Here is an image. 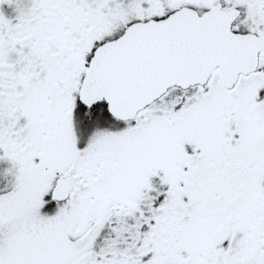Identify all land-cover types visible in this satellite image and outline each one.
I'll list each match as a JSON object with an SVG mask.
<instances>
[{"label": "rangeland", "instance_id": "obj_1", "mask_svg": "<svg viewBox=\"0 0 264 264\" xmlns=\"http://www.w3.org/2000/svg\"><path fill=\"white\" fill-rule=\"evenodd\" d=\"M42 1L28 12V0H17L20 12L2 22L7 31L0 43V264H264V98L254 99L256 87L264 85V52L257 71L241 76L230 92L212 77L206 86L168 89L127 126L97 117L101 124L86 127L84 139L86 148L98 150L76 156L69 139L55 160L61 165H52L69 170L27 176L31 151L18 136L36 140L39 128L28 122L14 129L13 123L18 112L29 114L41 102L45 89L36 88L37 82L50 89L49 78L56 76L71 91L84 72L82 53L87 60L98 35L109 29L95 45L122 31L130 13L159 11L161 5L160 0ZM223 4L240 8L243 23L264 29V0ZM17 20L24 31L14 27ZM43 22L48 37L41 40L37 33L28 40V29ZM19 38L30 59L22 48L11 49L13 59L4 52L3 46ZM51 50L59 55L53 65L64 64L63 71L44 66L42 56ZM4 73L12 77L10 84L1 82ZM27 73L20 81L25 90L18 92L13 85ZM65 99L48 108L43 102L37 115L47 119L45 131L58 132L55 122L64 109L62 121L69 120L74 102ZM134 150L136 169L117 166L92 185L97 166L115 165L112 156L122 152L130 158ZM13 159L16 168L7 162ZM75 165L80 177L70 201L46 203L52 177Z\"/></svg>", "mask_w": 264, "mask_h": 264}, {"label": "water", "instance_id": "obj_2", "mask_svg": "<svg viewBox=\"0 0 264 264\" xmlns=\"http://www.w3.org/2000/svg\"><path fill=\"white\" fill-rule=\"evenodd\" d=\"M240 12L220 3L202 13L183 6L164 18L130 23L94 49L80 103L90 108L104 102L112 117L126 121L172 87L204 85L215 69L221 84L231 88L240 73L256 71L264 50V36L232 30ZM72 184L71 177L59 178L52 199H66Z\"/></svg>", "mask_w": 264, "mask_h": 264}, {"label": "flooded vegetation", "instance_id": "obj_3", "mask_svg": "<svg viewBox=\"0 0 264 264\" xmlns=\"http://www.w3.org/2000/svg\"><path fill=\"white\" fill-rule=\"evenodd\" d=\"M36 2H42L43 3L42 0H28L29 6H28V8H26L28 10V12L30 10H32L31 7L33 5H36ZM160 3H161V5L159 6V11H151V13H145V12H150L148 10H145V12H142L141 14H138V15L136 13H130L129 15H127V17L125 19V21H127L126 25L124 26L122 31H120L117 35L115 34L116 36L113 35V37L115 38V37H118L119 35H121L123 33L124 29L132 22L145 21V20H148L151 18H156V19L164 18L167 15H169L170 13L178 10L179 8H181L183 6L192 7L195 10H197L198 13L204 12L205 10L211 8L212 6H214L217 3H220L222 8L225 10L234 8V7H231V8L226 7L223 4V0H160ZM64 7H65V5H64ZM20 8H21V6L17 2V0H4L0 3V13H1V16H0V28H1L0 43H1L2 37H4L6 35V31H7V30H5V27L2 24L4 17L7 19L12 18V15H16L20 12V10H19ZM240 11H241L240 15L232 23V29L234 31H238V32H251V33L257 34L258 36H264V29L260 30L258 28H253V27L249 26L246 21L244 23L241 21L242 10L240 9ZM20 23H21V21L17 20V22L14 24V27L18 31H24L26 27L23 26L22 24L19 25ZM107 30H109V29H107ZM107 30H105V31H107ZM29 31H32L33 35H29ZM104 32H102L101 34H103ZM26 33L28 35V40H30V38H31V40L34 39L35 34H37V33L43 34V36L39 38L41 40H43L42 39L43 37H45L44 38V40H45L46 37H48V35H49V34L47 35V31L45 29V22H43L42 24H39V25H33L30 29H28V31ZM100 35H98L93 40L94 43L89 48L90 52H89V56H88L87 60L84 59V55L86 52L84 54L82 53V60H84V72L82 74L80 81L79 80L77 81V78H75V81L73 82V86L71 85L72 87H70L71 91L68 89L69 92L68 91L66 92L65 89H67V88H65L61 79L57 78L56 76L55 77L52 76L49 78L50 82H51V85H50L51 88L50 89L45 88L43 86V82H40V83L37 82V84H36L37 85L36 88L41 87V88L45 89L42 93L43 95H41V102H37V104H36V109L30 111L29 114H21L18 112L17 120H15V122L13 123L14 129L23 127L28 122L34 123L39 128V134H38V138L36 140L30 139V138H21L20 136H18L20 141H21L20 145L23 146L24 150L31 151L30 158L26 161V169L24 171V173L27 174V176H33V175L39 174L41 172H44L46 170H49V171L69 170L68 168H59V167L55 168V166L52 167L53 164L61 165V164L56 162L57 161L56 158H57L58 154H60L67 147V142L69 141V139H71L70 141L72 143V147L74 148V154L76 156H83V155L92 153L93 151H96L99 149V146L97 147V146H94L92 144L88 148H86L85 139H84L85 129H83L80 125L76 124V121L74 119V113L76 111L77 102H80L78 99L79 87L81 85L82 78H83L85 71L88 67L89 59H90L94 49L101 42L109 40V39H113L111 36H108L111 38L105 39L106 38L105 37L102 39V41L100 40V42L97 45H95L98 42L96 39H98V37ZM11 42L13 43V46L12 45L11 46H8V45L3 46L4 52H9V54H10L11 49H13V47L22 48V50H24V54L27 57V59H30L31 52L28 51V49H27L28 46L21 44V43H25L24 39L19 38V41L17 39H14ZM93 45H94V47H93ZM0 46H1V44H0ZM50 46L53 49L55 48L52 44H49V47ZM89 49L87 51H89ZM56 52L57 51L51 50V53L47 52L46 54H44V56H42V59H47V62L44 64V66L55 67V69H59V71H63L65 69L64 64L62 66L53 65L52 60L57 59L59 57V55H55ZM262 52H264V50L259 53V65H260V59L262 56ZM60 54H62V52ZM10 56H11V59H13L11 54H10ZM39 60H41V57L39 58ZM82 67H83V63H82ZM43 70H44V68H43ZM250 74L251 73L246 74V75L240 74L236 83L231 88H227L221 84V82L218 78V71H217V69H215L212 72V74L209 77L206 84L196 85L193 88L206 86L209 83L210 79L212 77H214V79H216L217 82L220 84L222 90H224L225 92H230L235 88V86H236V84H237V82L241 76H249ZM4 75L7 76L8 73H6V74L4 73ZM26 75L28 76V73L24 74L19 80H16L14 85H13L15 87V89H17L18 92L25 90L24 84L20 83V81ZM11 79H12L11 76L3 77V78H1V82L5 81V83L10 84ZM36 80L38 81L39 78H36ZM263 88H264V85L263 86L261 85L258 88L256 87L254 99L262 100L264 98V89ZM2 89L6 90L3 87H2ZM65 96H67V98H69V97L71 98L70 102H74L73 109L75 107L74 110L73 109L71 110L69 120L68 121H62V116H63V113L65 112V109H64L63 113L58 116L59 119L57 118V121L55 122V127H58V132H47V131H45V127L43 126V123L46 124L47 119L44 120L42 115L41 116L37 115L39 111H42L41 106H42L43 102L45 104V108H48L50 105V102H66ZM146 108L139 111L137 113L136 117L131 119V120H127V121H120L117 119H115V120L117 121V124L127 126L128 124L134 123L136 121V119L138 118L139 113L144 111ZM64 122H66V124ZM76 127L78 129H75ZM45 147H48L49 149L44 150ZM2 149L3 148L0 146V160H4V159H2V154H3ZM48 152H54V154H52V153L46 154ZM24 153H26V151ZM123 154L124 153L121 152L118 155V157L115 158L112 156L110 158V160L112 162H114L115 160L117 162L120 161L119 163L116 162L115 165H112L110 167L108 166V168L107 167L100 168L97 166V168H95L93 170V172H91L92 177L94 179V183L92 185H94L95 183H101L104 180V178L113 171V168H115L117 166L118 167L119 166L124 167L130 171L136 169L135 167L137 165L135 163L136 161H135V156H134V154H137L136 150L133 151V155L130 158L123 156ZM124 158H126V159H124ZM7 162L10 165H12L14 168H16V162L14 159L10 160V161L7 160ZM61 177H68V178L71 177L72 178V181H73L72 189H71V191H70V193L66 199L61 200V201L60 200H54V199H52V191L54 189L56 181ZM79 177H80V169L76 165L73 166L70 169V171L67 173H61L60 172V173H57L55 176H53L51 179L53 186H52L51 190L49 192H47V194H46V198L49 197V199L46 200V203L50 202L52 204H57V205H59L61 203L63 205L68 203L70 201L71 196L74 195V192H75L76 187H77V181H78ZM50 178H51V176H50ZM92 188L93 187H91L87 191V193L85 195L86 197L87 196L91 197L90 193L92 191ZM36 225L40 226V225H42V222L41 221L36 222ZM34 233L38 234L39 230H36ZM217 264H220V263H217Z\"/></svg>", "mask_w": 264, "mask_h": 264}, {"label": "trees", "instance_id": "obj_4", "mask_svg": "<svg viewBox=\"0 0 264 264\" xmlns=\"http://www.w3.org/2000/svg\"><path fill=\"white\" fill-rule=\"evenodd\" d=\"M178 89V88H176ZM264 89V88H263ZM106 116L107 118L113 119L111 115L108 113L106 104L104 102H98L96 104H93L90 108L85 107L80 102H77L76 104V111L74 113V119L76 121L77 125H80L83 129L86 127L88 128L89 122L91 120H96L97 124H101L97 117L101 118ZM111 229H109L108 232H110ZM108 232L102 233V239L108 236ZM111 234H113L111 230Z\"/></svg>", "mask_w": 264, "mask_h": 264}, {"label": "bare ground", "instance_id": "obj_5", "mask_svg": "<svg viewBox=\"0 0 264 264\" xmlns=\"http://www.w3.org/2000/svg\"><path fill=\"white\" fill-rule=\"evenodd\" d=\"M95 121H96V120H91V121L89 122V125H88V126H90V125H92L93 123H95Z\"/></svg>", "mask_w": 264, "mask_h": 264}]
</instances>
